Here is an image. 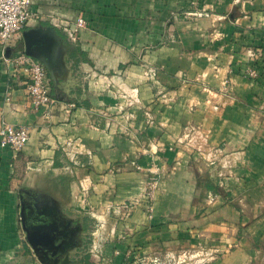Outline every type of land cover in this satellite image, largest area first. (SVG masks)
<instances>
[{
    "label": "crops",
    "instance_id": "crops-1",
    "mask_svg": "<svg viewBox=\"0 0 264 264\" xmlns=\"http://www.w3.org/2000/svg\"><path fill=\"white\" fill-rule=\"evenodd\" d=\"M31 11L22 33L0 45V131L6 125L30 131L22 150L0 147V264H45L23 223L24 193L78 224L77 244L65 253L79 264L96 260L80 251L85 236L90 251L101 245L103 264H138L146 255L164 261L190 244L222 253L206 264H264V0H32ZM80 17L88 27L76 43L53 23ZM26 36L36 38L33 53ZM260 47L261 78L252 82L245 77L248 51ZM18 52L46 66L54 105L32 106L26 75L8 62ZM140 60L162 70L159 85L175 102H156L159 87L143 78ZM181 73L190 81L185 88ZM227 74L236 100L212 114L207 101L225 99L205 86L219 92ZM130 87L152 106L155 126L140 111L130 128L119 115L120 95ZM189 123L206 125L213 143L241 153L237 178L219 181L180 147L170 149ZM73 138L91 152L79 164L64 147ZM148 140L163 146L157 163L176 170L163 180L153 223L143 207L121 222L112 209L140 195L145 175L132 163L150 165L142 156ZM209 190L219 196L212 207Z\"/></svg>",
    "mask_w": 264,
    "mask_h": 264
},
{
    "label": "rangeland",
    "instance_id": "rangeland-1",
    "mask_svg": "<svg viewBox=\"0 0 264 264\" xmlns=\"http://www.w3.org/2000/svg\"><path fill=\"white\" fill-rule=\"evenodd\" d=\"M248 55L250 64L246 70L245 77L249 81L256 82L261 78L258 64L263 61V47L250 49ZM139 66L142 69L143 78L151 84L159 87V90L156 93V102L166 105L175 102V96H172L173 92L170 93L168 89L159 85V75L162 70L157 66L144 62L143 60L139 61ZM216 72L217 77H219L221 73H219L217 69ZM179 76L183 80V88H185L190 81L187 80L186 74L181 73ZM204 90L208 93L216 94L217 97L218 95H222L225 99V102L221 104H215L212 98L207 101L206 109L212 114L221 113L226 104L236 100L233 82L229 74L222 79L219 92L216 93L206 86ZM120 98L123 100V104L118 106V112L119 115L126 120L125 122L128 124V128H130V125L136 121V111L143 113L149 126L156 125L152 106L148 108L144 107L139 87H130L127 90H123ZM195 108V105H191L192 111H194ZM259 111L262 115L264 114V103L259 107ZM72 140H74L75 144L85 146L80 139L73 138ZM80 146L77 148L80 149ZM177 147H180L186 155H189V157L195 159L197 162L204 163L206 167L210 169L213 178L219 179V181L223 180V182L224 179L226 180L227 178H237L235 170L239 162L242 160L240 157L241 153L226 145H217L213 143L212 131L206 125L195 123L187 124L181 135L173 139V145L170 149L176 150ZM162 149L163 146L158 141L148 140L142 144V156L151 158L152 162L148 167H145L138 162L132 163L135 171L145 175V182L141 189V193L137 198L113 207L112 210L115 213H119V215L116 216L120 218L121 222L128 223L135 210L139 207H143L148 221H150V223L154 222L156 217L157 197L162 190L163 180L166 175L172 174L176 170V167H170L168 165L163 166L162 164L157 163L156 160L159 159ZM64 174H66V172ZM218 201L219 196L214 191L209 190L206 196V207L217 205ZM85 237L86 244L82 246L83 248L81 247L82 250L80 251H82L83 255L84 253H87L88 255V253L90 254L92 252V255L96 259L93 264H103L104 258L103 253H101V245H98L96 249L90 251V244H93L90 242L89 236ZM199 237H201V235ZM204 250L205 249L202 245L190 244L189 246L181 247L179 250L173 252L170 259L165 258L163 261L160 257L153 259L146 255L139 259L138 264H206L222 254L218 251L208 252ZM79 252L73 251V257L78 258Z\"/></svg>",
    "mask_w": 264,
    "mask_h": 264
},
{
    "label": "built area",
    "instance_id": "built-area-1",
    "mask_svg": "<svg viewBox=\"0 0 264 264\" xmlns=\"http://www.w3.org/2000/svg\"><path fill=\"white\" fill-rule=\"evenodd\" d=\"M32 0H0V45L8 46L22 33L24 28L32 21L34 14L31 11ZM200 14L199 17H202ZM56 27L63 29L72 43L80 40V33L87 29L88 23L84 17H80L76 23H67L60 19H53ZM8 62L24 73L27 77V96L35 109H47L55 104L52 96L51 80L47 68L39 61L29 57L24 52H18ZM30 140L28 128H16L12 125L4 126L0 131V147L22 150ZM75 144L69 139L65 143V150L79 164L82 155L91 156V152L85 147Z\"/></svg>",
    "mask_w": 264,
    "mask_h": 264
},
{
    "label": "flooded vegetation",
    "instance_id": "flooded-vegetation-1",
    "mask_svg": "<svg viewBox=\"0 0 264 264\" xmlns=\"http://www.w3.org/2000/svg\"><path fill=\"white\" fill-rule=\"evenodd\" d=\"M23 223L33 236L48 234L57 240L55 250L43 253L39 250V257L45 264H63L62 257L55 256L62 251L76 245V238L80 233L77 225L66 220L62 215L50 205L45 204L44 199L39 195L23 194L21 205Z\"/></svg>",
    "mask_w": 264,
    "mask_h": 264
},
{
    "label": "water",
    "instance_id": "water-1",
    "mask_svg": "<svg viewBox=\"0 0 264 264\" xmlns=\"http://www.w3.org/2000/svg\"><path fill=\"white\" fill-rule=\"evenodd\" d=\"M26 41H27L26 42L27 43V51L29 53H33L36 38L31 37V36H26ZM32 240L41 246L43 253L55 250V247H57V242H58L57 240H55L52 236H49L48 234H43L42 236L41 235L40 236H33L32 235ZM58 255L62 258L65 256V260H64L63 264H79V262L71 261L69 256H67V254L64 251H62L60 254H55V256H58Z\"/></svg>",
    "mask_w": 264,
    "mask_h": 264
}]
</instances>
